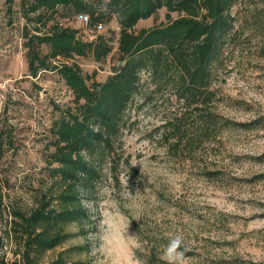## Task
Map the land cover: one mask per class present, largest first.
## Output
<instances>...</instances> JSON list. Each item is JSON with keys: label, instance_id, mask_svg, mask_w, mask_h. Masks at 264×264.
Segmentation results:
<instances>
[{"label": "rangeland", "instance_id": "374dc122", "mask_svg": "<svg viewBox=\"0 0 264 264\" xmlns=\"http://www.w3.org/2000/svg\"><path fill=\"white\" fill-rule=\"evenodd\" d=\"M88 1L96 7L104 2ZM20 3L0 0V257L6 264H23L21 248L9 235L12 213L29 212L48 193L51 126L62 110L73 105L72 92L57 71H40L36 77L28 74L24 27L30 34L36 29L43 33L58 23L77 29L85 41L99 34L109 37L113 51L103 62L96 63L90 56L68 60L87 76L96 71L98 81L111 73L118 60L119 26L114 16L97 30L58 7L44 26L36 15L24 19ZM164 13L160 9L154 18L139 21L136 30L164 22ZM228 14L231 24L211 67L212 108L229 120H259L260 124L224 129L210 142L175 153L163 141V124L184 114L187 136L196 137L194 114L170 87H154L143 73L139 94L126 112L120 139L126 161L118 168V183L102 180L91 209L96 230L85 241L89 250L71 259L110 264V257L100 249V237L104 225L117 220L131 222L132 237H124V251L142 264H164L162 246L174 234L184 236L189 264L233 259L241 260L237 264H264V179H253L264 174V0H235ZM41 50L47 52L44 46ZM76 244L83 240L66 242L40 262L45 264L61 248ZM153 250L156 260L150 258Z\"/></svg>", "mask_w": 264, "mask_h": 264}, {"label": "trees", "instance_id": "16d2710c", "mask_svg": "<svg viewBox=\"0 0 264 264\" xmlns=\"http://www.w3.org/2000/svg\"><path fill=\"white\" fill-rule=\"evenodd\" d=\"M234 1L104 0L96 7L88 0H21L22 17L29 20V15H36L44 26L58 7L72 11L75 17L86 15L87 27L97 29L111 16L119 26L118 60L102 81L95 79L96 71L87 76L78 64L68 60L90 56L96 63L103 62L113 51L109 37L99 34L94 40L85 41L77 29L58 23L43 33L36 29L30 34L24 27L28 74L36 77L40 71H57L72 92L73 105L62 110L51 126L53 151L47 160L48 193L29 212L12 213L9 235L21 248L23 264H42L40 260L46 253L77 238L83 244L61 248L45 264H87L83 258L70 257L89 250L85 241L96 230L91 209L102 180L109 178L118 183V168L126 161L120 153L126 112L139 94L143 73L148 74L154 87H170L194 114L191 119L199 130L196 137L187 136L184 114L163 124V141L175 153L210 142L224 129H249L260 124L259 120L235 122L212 108L215 92L211 88V67L231 24L228 12ZM160 9L165 10L164 22L136 30L139 21L154 18ZM253 179H264V174ZM150 258L156 260L154 250ZM237 261L241 260H220L218 264ZM0 264H6L3 257Z\"/></svg>", "mask_w": 264, "mask_h": 264}, {"label": "clouds", "instance_id": "9594fccd", "mask_svg": "<svg viewBox=\"0 0 264 264\" xmlns=\"http://www.w3.org/2000/svg\"><path fill=\"white\" fill-rule=\"evenodd\" d=\"M127 182L128 178L125 183ZM135 219L138 221L139 217L137 216ZM130 223L125 224L122 221L113 220L111 223L104 225L100 237V249L110 257V264H142L133 254L124 251V237H132V234L128 231ZM187 251L184 236L174 234L169 238L168 243L162 246L160 259L164 264H189L190 258L186 255Z\"/></svg>", "mask_w": 264, "mask_h": 264}, {"label": "built area", "instance_id": "2783aa9c", "mask_svg": "<svg viewBox=\"0 0 264 264\" xmlns=\"http://www.w3.org/2000/svg\"><path fill=\"white\" fill-rule=\"evenodd\" d=\"M76 18H77V20H78L81 24H83L84 26L87 25V23H88V17H87L86 15L79 14ZM101 27H102L101 25H98V26H97V30L101 29Z\"/></svg>", "mask_w": 264, "mask_h": 264}]
</instances>
